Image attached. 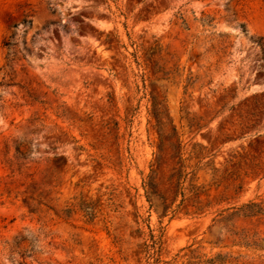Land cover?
Here are the masks:
<instances>
[{"label": "rangeland", "instance_id": "1", "mask_svg": "<svg viewBox=\"0 0 264 264\" xmlns=\"http://www.w3.org/2000/svg\"><path fill=\"white\" fill-rule=\"evenodd\" d=\"M249 200L264 0H0V264H264Z\"/></svg>", "mask_w": 264, "mask_h": 264}, {"label": "trees", "instance_id": "2", "mask_svg": "<svg viewBox=\"0 0 264 264\" xmlns=\"http://www.w3.org/2000/svg\"><path fill=\"white\" fill-rule=\"evenodd\" d=\"M31 20H24V24H31ZM13 36L10 38L4 40L3 45L9 49V52H13L15 54L16 52V43L12 40ZM180 175L178 174V179H180ZM88 207V206H87ZM83 210L86 211V215L91 217L92 211L89 210L86 207H82ZM229 212L227 215H224L225 212ZM264 214V207L260 202H257L255 200H249L245 203H243L240 206H229L225 209H223L219 215H223L222 219L219 221H227L232 220L233 218L238 217H254L257 215ZM212 232V230L210 229ZM229 232V238H231L233 245H240L245 247H253L256 249H264V238H257L255 235L250 234L247 231L244 230H238L234 227H228ZM222 240H224L221 237H217L216 241L214 243H219ZM194 264H247L246 262H243L240 259L239 255H234L230 252H222L219 251L213 255L205 256V257H199L198 260L194 262Z\"/></svg>", "mask_w": 264, "mask_h": 264}]
</instances>
